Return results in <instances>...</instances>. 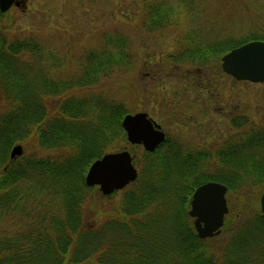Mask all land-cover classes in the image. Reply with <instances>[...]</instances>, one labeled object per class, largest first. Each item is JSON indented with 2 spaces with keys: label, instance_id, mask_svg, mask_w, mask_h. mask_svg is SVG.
<instances>
[{
  "label": "trees",
  "instance_id": "1",
  "mask_svg": "<svg viewBox=\"0 0 264 264\" xmlns=\"http://www.w3.org/2000/svg\"><path fill=\"white\" fill-rule=\"evenodd\" d=\"M171 10L164 3L146 7L152 16L147 27L172 24ZM4 15L0 12V22ZM258 39L264 37L236 42L224 52ZM41 48L33 39L10 40L0 29V95L6 97L0 116V264H264L262 211L219 248L212 245L217 237H198L189 215L195 190L207 181L222 183L231 193L264 189V152L258 148L264 147V132L250 138V165H234L232 153L222 154L212 174L168 139L154 152L143 149L140 161L132 153L139 176L124 190L118 214L100 221L86 209L85 175L126 138L127 112L107 97L72 96L58 104L56 114L48 99L89 87L101 71L109 78L119 69L116 63L128 64V55L117 52L92 64L81 78L85 83H59L40 70ZM208 54L198 48L178 61ZM31 138L55 155L12 160L11 149Z\"/></svg>",
  "mask_w": 264,
  "mask_h": 264
},
{
  "label": "rangeland",
  "instance_id": "2",
  "mask_svg": "<svg viewBox=\"0 0 264 264\" xmlns=\"http://www.w3.org/2000/svg\"><path fill=\"white\" fill-rule=\"evenodd\" d=\"M20 1V7L5 13L0 29L10 40L33 39L41 45L43 75L59 83L82 84L92 64L117 52L128 55V64L116 63L119 69L109 78L101 71L89 87H72L49 98L56 114L58 104L72 96L107 97L121 103L127 114L148 113L166 133L169 145L179 147L209 174L220 166L222 154L232 153L234 165L251 164L250 138L264 132V82L236 81L223 72L222 57L236 42L264 37V0ZM155 3L172 6L173 23L151 31L146 7ZM198 48L210 54L202 60L188 56L178 61V56ZM29 57L24 54L26 60ZM1 96L0 116L6 108V97ZM17 145L23 147V156L55 155L32 138ZM262 146L258 148L264 152ZM123 150L142 160L143 148L131 145L127 136L111 152ZM126 188L106 199L98 187L90 188L86 209L90 207L100 221L113 218ZM263 194V188L228 190L229 214L213 246L225 247L260 213Z\"/></svg>",
  "mask_w": 264,
  "mask_h": 264
},
{
  "label": "water",
  "instance_id": "3",
  "mask_svg": "<svg viewBox=\"0 0 264 264\" xmlns=\"http://www.w3.org/2000/svg\"><path fill=\"white\" fill-rule=\"evenodd\" d=\"M20 0H0V12L7 13ZM222 70L237 81L264 82V41L256 40L234 48L222 57ZM122 127L131 145H142L146 151L154 152L166 141V133L147 113L127 114ZM24 154L23 147L16 145L11 151L15 160ZM138 169L128 150L111 152L95 160L89 167L85 184L98 187L103 196L123 190L138 178ZM228 187L210 181L199 186L192 197L189 215L200 239H212L221 234L226 216L229 214ZM264 214V194L260 199Z\"/></svg>",
  "mask_w": 264,
  "mask_h": 264
},
{
  "label": "flooded vegetation",
  "instance_id": "4",
  "mask_svg": "<svg viewBox=\"0 0 264 264\" xmlns=\"http://www.w3.org/2000/svg\"><path fill=\"white\" fill-rule=\"evenodd\" d=\"M150 117V116H149ZM151 118V117H150ZM152 119V118H151ZM154 122H156L154 119H152ZM157 123V122H156ZM158 124V123H157ZM162 128V127H161ZM163 130V129H162ZM138 147H142V146H138Z\"/></svg>",
  "mask_w": 264,
  "mask_h": 264
}]
</instances>
